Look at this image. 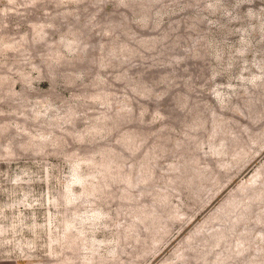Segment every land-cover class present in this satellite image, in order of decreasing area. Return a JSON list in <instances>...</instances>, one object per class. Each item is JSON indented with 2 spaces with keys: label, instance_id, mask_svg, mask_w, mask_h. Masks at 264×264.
Instances as JSON below:
<instances>
[{
  "label": "rangeland",
  "instance_id": "obj_1",
  "mask_svg": "<svg viewBox=\"0 0 264 264\" xmlns=\"http://www.w3.org/2000/svg\"><path fill=\"white\" fill-rule=\"evenodd\" d=\"M118 1L0 0V264H264V0Z\"/></svg>",
  "mask_w": 264,
  "mask_h": 264
},
{
  "label": "trees",
  "instance_id": "obj_2",
  "mask_svg": "<svg viewBox=\"0 0 264 264\" xmlns=\"http://www.w3.org/2000/svg\"><path fill=\"white\" fill-rule=\"evenodd\" d=\"M118 1V0H117ZM148 1H152V0H146V2H148ZM119 2V1H118ZM146 2L145 3H143L142 5H141V13H142V15L140 14V18H141V20H143V21H145L146 20V18L147 17H145V14H144V10H145V8H146ZM212 7L214 8V7H216L215 5H212ZM146 11V10H145ZM85 47H81L80 48V50L81 49H84ZM109 48V47H108ZM117 48V47H116ZM115 48V49H116ZM106 51L107 52H114V48H110V49H106ZM138 88H141V85L138 87ZM102 93H98L96 96H102V99H104L105 101H106V95L105 94H103V95H101ZM107 102V101H106ZM70 112H72V111H69V113ZM68 113V114H69ZM122 115L121 114H116V115H114V116H110V117H108L107 118V120H111V121H117L118 119H120V117H121ZM108 128H109V125H107L106 126V128H104L105 130L104 131H108ZM92 131H95V130H98V129H96V127H94V128H92L91 129ZM214 133H216V131H214L213 132V134ZM129 134V133H128ZM131 136L132 135H126L124 138H125V141H128V140H130L131 139ZM213 145H215L214 143H213ZM212 147H214V146H212ZM98 154H100V155H102V157H103V159L98 163V164H100V167L101 168H103L102 169V173L103 174H107L106 175V177H110V175L112 174L114 177H123V174H122V176H121V174H119V173H114L115 171H116V167H114L113 165H112V161H113V159H115L116 157H118V155L116 154V155H114V156H112L111 154H110V149H109V147H106V146H104V147H100L99 149H98ZM88 162H94V160L92 159V158H89L88 159ZM114 163V162H113ZM141 167L144 165V163H140L139 164ZM138 165V166H139ZM138 166H137V168H138ZM138 170V174L136 175L137 177H136V179L134 180V181H131L130 182V185H137V184H139V182H141V181H145L146 180V178L148 177V175L146 176V174H144V173H139L140 172V168H138L137 169ZM196 170H198V169H196ZM128 177V176H127ZM102 188V185H100V186H95L94 187V189H101ZM139 216V215H138ZM233 225H234V222L233 223H231L230 224V226L231 227H233ZM230 229L231 228H229V233H230ZM227 236V235H226ZM247 245H245V246H241V247H238V248H240L239 250H238V252L239 253H241V252H243V251H245L246 250V247ZM237 248V249H238ZM236 249V250H237ZM263 250V249H262ZM237 253V252H236ZM248 264H256V263H248ZM258 264V263H257Z\"/></svg>",
  "mask_w": 264,
  "mask_h": 264
}]
</instances>
